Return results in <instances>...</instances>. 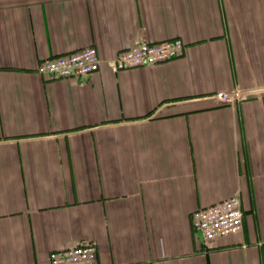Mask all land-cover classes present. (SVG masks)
Here are the masks:
<instances>
[{
  "label": "crops",
  "instance_id": "obj_1",
  "mask_svg": "<svg viewBox=\"0 0 264 264\" xmlns=\"http://www.w3.org/2000/svg\"><path fill=\"white\" fill-rule=\"evenodd\" d=\"M174 37L176 58L109 63ZM87 45L89 76L35 71ZM230 196L241 231L204 244L191 213ZM80 240L98 264H264V0H0V264Z\"/></svg>",
  "mask_w": 264,
  "mask_h": 264
},
{
  "label": "built area",
  "instance_id": "obj_2",
  "mask_svg": "<svg viewBox=\"0 0 264 264\" xmlns=\"http://www.w3.org/2000/svg\"><path fill=\"white\" fill-rule=\"evenodd\" d=\"M184 41L179 37L160 41L139 39L118 51L109 61L114 69L151 66L176 58L183 52ZM101 63L94 45L44 58L38 61L35 71L51 78H84L93 73ZM251 91L241 88L221 89L215 93L220 103H236ZM243 210L237 196L220 199L194 210L190 215L192 230L202 242L210 244L217 237L238 233L242 229ZM49 264H98L97 244L80 240L48 253Z\"/></svg>",
  "mask_w": 264,
  "mask_h": 264
},
{
  "label": "rangeland",
  "instance_id": "obj_3",
  "mask_svg": "<svg viewBox=\"0 0 264 264\" xmlns=\"http://www.w3.org/2000/svg\"><path fill=\"white\" fill-rule=\"evenodd\" d=\"M247 97V96H246ZM245 98V97H244ZM224 104H230V103H224Z\"/></svg>",
  "mask_w": 264,
  "mask_h": 264
}]
</instances>
